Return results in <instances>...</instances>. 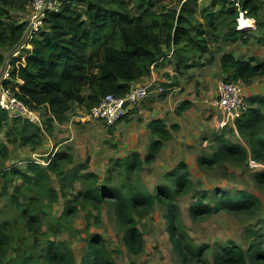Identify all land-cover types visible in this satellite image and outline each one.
Listing matches in <instances>:
<instances>
[{"label":"trees","instance_id":"16d2710c","mask_svg":"<svg viewBox=\"0 0 264 264\" xmlns=\"http://www.w3.org/2000/svg\"><path fill=\"white\" fill-rule=\"evenodd\" d=\"M80 1L84 4L83 9H78ZM240 10L255 19L260 34L258 40L264 45V19L261 17L264 0H208L206 6H200L199 0H64L61 11L49 14L40 32L32 39V49L24 53H27L25 65L20 64L19 55L11 59L10 77L6 82L16 85L20 80L19 97L31 107L43 110V128L25 120H12L23 121L21 127L17 124L13 127L14 131L25 144H35L36 147L44 142L47 135H53L55 122L69 120V112L75 105L91 112L108 94L126 95L133 85L150 79L152 67L165 59L175 58L177 72L182 68L211 64L215 60L212 44L234 42L246 34L237 29ZM27 17L26 0H0V77L7 53L17 49L25 36ZM217 49L222 51L220 46ZM171 50L174 51L173 56L167 57ZM205 55L209 57L203 62ZM220 64L225 80L247 83L254 77L264 75V61L254 57L244 60L233 53L222 52ZM164 85L174 87L172 83ZM249 101V111L242 114L235 125L239 132H248L251 154L256 161L264 164V137L258 136V130L264 124V115L255 106L259 101L264 107V97L255 96ZM186 104L188 102L183 103L179 110L185 109ZM8 120L7 113L0 108V135ZM173 127V130L177 129V126ZM108 128L112 131L114 127ZM149 129L152 138L147 153L143 156L140 152H134L118 160L117 165H124L128 172L134 173L157 159L164 142L170 140L172 134L162 120L150 122ZM217 140L219 147L213 157H198L201 166L213 167L224 160H248L247 147L227 144L220 136ZM72 163V154L60 150L46 167L38 162H29L24 169L13 167L4 174L6 183L3 190L11 195L28 229L36 237L42 233V218L38 208L39 198L33 193L44 189L51 191L54 199H58L57 192L49 185V172L55 173L61 188L66 189L68 173L62 166ZM78 168L73 178L80 176V170L88 169V162L80 164ZM171 174L175 178V192L160 189L155 199L167 207L165 218L183 261L200 259L204 248L194 251L178 232L179 209L174 196L188 193L194 188L187 162H178ZM13 177L19 178L20 182L11 194L9 185L13 183ZM85 178H93L95 183L69 200L65 213H75L77 207L74 203L79 201L82 206L91 205L100 215L102 205L111 200L117 219L125 228L126 246L132 253L140 254L145 242L135 214L144 217L150 213L154 206L153 197L136 189L126 197L119 187L99 185V175L93 172H86ZM254 179L259 186H264V170L255 173ZM20 196L23 197L22 201ZM206 197L205 193L201 200L193 204V218H202L220 209L231 213H253L255 206L260 204L257 198L244 197L223 202L219 209H213L206 203ZM11 243L6 224L0 225V262L7 256ZM34 245L39 249V254H19L17 260L20 264H75L74 254L64 242L48 240L40 244L36 238ZM251 259L254 264H264V248L256 245ZM80 264L117 263L105 238L94 233L90 235L88 249ZM215 264L247 263L242 247L231 243L216 255Z\"/></svg>","mask_w":264,"mask_h":264},{"label":"rangeland","instance_id":"374dc122","mask_svg":"<svg viewBox=\"0 0 264 264\" xmlns=\"http://www.w3.org/2000/svg\"><path fill=\"white\" fill-rule=\"evenodd\" d=\"M79 3L81 4L77 5L78 9H83V2ZM199 4L206 6L208 0H199ZM261 17L264 19V10L261 11ZM252 23L254 28H251ZM241 25V23L238 25L237 21V29L246 32L242 38L234 42L211 45L215 53V62L220 61L222 52L264 61V45L258 40L260 34L255 19L249 18L244 21V25ZM218 46L222 51L217 49ZM206 57L208 58V55ZM203 60L206 61L204 58ZM220 80H225L224 76H220ZM262 80L264 75L250 83H260ZM243 85L247 86L245 83ZM255 106L260 108L264 115V107L259 101ZM213 110L210 116L222 121L223 114L215 107ZM71 113L78 116L73 117V122L69 126L71 142L65 144L64 148L73 156L72 164L62 166L68 173L65 182L67 188L62 189L56 174L49 172L51 178L49 185L57 192L58 199H54L51 191L44 189L33 193L39 198L38 208L42 218L40 224L42 233L38 237L28 229L26 220L11 195L3 190L6 183L4 174L13 167L24 169L29 162H38L46 167L56 152L60 151L58 148L60 140L55 141L53 134L47 135L44 142L37 144L36 147L35 144H25L13 129L16 124L21 127L23 121L15 122L10 119L1 132L0 225L6 224V233L11 236L12 243L7 256L0 264H20L17 256L24 252L38 255L40 251L34 245L36 238L40 244H45L48 240L64 242L73 252L75 264H80L88 249L90 235L94 233H99L105 238L111 256L117 264H215L216 255L222 253L225 245L231 243L242 247L247 264H254L251 259L254 247L258 245L264 248V186L256 183L254 175L264 170V164L256 161L251 154L249 148L251 138L247 131L239 132L235 128L236 125L233 127L231 123L224 127L211 124L201 131L197 141L192 140L195 145L180 143L183 150L181 154H176V148H173L172 154H162L140 171L131 173L124 165L116 164L118 160L131 156L124 150V142L114 137L115 128L119 124L117 123L110 131L89 111L83 110V113L77 114V109H74ZM219 136L227 144H241L247 147L248 160H224L213 167L201 166L198 157H213L219 147L217 140ZM258 136L264 137V124L259 128ZM46 141L51 142L47 144ZM181 160H185L189 166L194 188L188 193L174 196V202L179 209L178 232L182 235V240L192 246L194 251L204 248L202 258L190 259L186 262L176 250L175 238L171 236L165 218L168 213L167 207L165 203L155 199V194L160 189L175 192V178L171 170ZM86 162L88 169L80 170V176L73 178L75 169H79L78 166ZM86 172L98 174L99 185L121 188L126 197H129L133 189L153 197L154 206L150 213L144 217L135 214L137 226L145 242L140 254L132 253L126 246L125 228L118 221L111 200L105 201L102 205L100 215L91 205L82 206L79 201L74 203L77 207L75 213H65L69 200H73L79 191H85L89 185L95 183L93 178H85ZM19 182V178L13 177V183L9 185V193H13L14 187ZM205 193L207 194L205 201L213 209H219L223 202L240 200L244 197L257 198L260 204L255 206L253 213H231L220 209L205 217L193 218L191 208ZM20 200H23L22 196ZM97 217L99 219L96 221Z\"/></svg>","mask_w":264,"mask_h":264},{"label":"crops","instance_id":"0c3cea01","mask_svg":"<svg viewBox=\"0 0 264 264\" xmlns=\"http://www.w3.org/2000/svg\"><path fill=\"white\" fill-rule=\"evenodd\" d=\"M27 50L31 49L24 48L19 50V57H21L19 62L22 65H25L27 53L25 55L24 53ZM10 55L11 52L7 53V58ZM237 57L249 60V58ZM203 58L207 59L206 55ZM203 62L205 61L203 60ZM152 75L163 84L169 85L172 83L173 85L171 86H174V90L164 94H152L146 97L138 107L127 110L125 118L118 123L119 125L114 131V137L124 142L126 153L130 155L134 152H140L143 156L147 153V148L152 138L149 123L154 120H162L172 134V138L164 142L157 158L162 154H172L173 148H176V154H181L183 150H181L180 143L195 145L192 140L197 141L200 138L201 131L206 126L212 124L222 127L220 125L221 119L210 116L212 111H214V100L218 97L217 85L220 76L225 75L220 61L218 63L214 61L203 67L191 66L185 69L182 68L180 72H177L175 58H168L154 66ZM257 78L259 76L254 77L247 83L243 82L247 85L244 87V93L248 100L255 96L264 97V80L260 83H250ZM146 80L143 79L137 84H144ZM185 102H188V104H186L185 109L180 111L179 108ZM74 109H77V114L83 113V108L75 105L69 112V120L67 122H55L54 124V140H60L58 143L60 150H64L65 144L71 142V133L68 129L73 122V117L77 118L78 116H74L75 113H71ZM173 126H177V129L173 130ZM50 142L46 141L47 144H50Z\"/></svg>","mask_w":264,"mask_h":264},{"label":"built area","instance_id":"2783aa9c","mask_svg":"<svg viewBox=\"0 0 264 264\" xmlns=\"http://www.w3.org/2000/svg\"><path fill=\"white\" fill-rule=\"evenodd\" d=\"M64 0H26L28 28L18 48L11 52L2 68L0 77V108L5 111L10 120H25L43 128V110L31 107L19 97L20 85H11L9 80L11 72V59L19 55L21 49H32L31 41L40 32L47 16L58 13L63 7ZM237 19L240 25L243 17L249 19L245 11H239ZM251 19V18H250ZM251 28H254L252 23ZM171 50L167 57H172ZM154 66L152 67L153 70ZM174 90V87L161 83L154 75L144 84H135L130 91L124 95L108 94L99 104L91 110V115L107 127H115L116 124L127 113L129 108L138 107L141 102L152 94H164ZM218 97L214 100V106L223 114L220 122L222 127L232 123L235 126L238 118L250 109V103L244 93V85L241 80H220L217 85ZM127 103V106H125ZM148 264V263H144Z\"/></svg>","mask_w":264,"mask_h":264},{"label":"bare ground","instance_id":"6f19581e","mask_svg":"<svg viewBox=\"0 0 264 264\" xmlns=\"http://www.w3.org/2000/svg\"><path fill=\"white\" fill-rule=\"evenodd\" d=\"M246 20H247V19L242 18V20H241V24L244 25V21H246ZM242 25H241V26H242Z\"/></svg>","mask_w":264,"mask_h":264},{"label":"water","instance_id":"95a60500","mask_svg":"<svg viewBox=\"0 0 264 264\" xmlns=\"http://www.w3.org/2000/svg\"><path fill=\"white\" fill-rule=\"evenodd\" d=\"M125 106H127V103H125Z\"/></svg>","mask_w":264,"mask_h":264}]
</instances>
